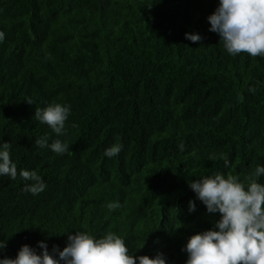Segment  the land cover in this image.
<instances>
[{
  "label": "trees",
  "instance_id": "1",
  "mask_svg": "<svg viewBox=\"0 0 264 264\" xmlns=\"http://www.w3.org/2000/svg\"><path fill=\"white\" fill-rule=\"evenodd\" d=\"M218 5L0 0V143L11 144L18 173L35 170L46 184L33 195L31 181L0 176V258L25 244L39 254V241L63 250L76 231H112L136 257L186 264L189 237L220 218L190 183L217 172L243 180L264 166V57L227 53L209 30ZM53 102L70 106L60 136L34 117ZM43 136L68 152L38 147ZM115 143L120 153L106 156Z\"/></svg>",
  "mask_w": 264,
  "mask_h": 264
},
{
  "label": "clouds",
  "instance_id": "2",
  "mask_svg": "<svg viewBox=\"0 0 264 264\" xmlns=\"http://www.w3.org/2000/svg\"><path fill=\"white\" fill-rule=\"evenodd\" d=\"M208 20L209 30L219 35V41L223 42L229 55L246 53L253 58L264 57V0H219ZM185 36L193 43L202 40L199 34L186 33ZM4 38V32L0 31V41ZM250 91L255 92V88ZM243 99L240 95V102ZM27 102L33 104L31 100ZM69 114V105L53 102L44 108H35L34 117L60 136L66 132ZM35 144L40 148L50 147L61 155L70 147L60 139L49 145L47 136L36 139ZM10 148L8 141L0 143V176L15 180L19 175L22 180L31 181L24 191L33 195L44 191L46 184L35 170L20 169L18 173ZM122 148V144L115 143L105 149L104 154L114 157ZM224 161L227 167L229 161L226 157ZM262 175L264 166L257 165L243 180L237 175L225 176L217 172L190 183L207 212L219 213L220 218L214 222V229L189 237L184 248L188 254L186 264H264V183L259 182ZM119 207V202L107 204L110 211ZM195 208L194 201L190 200L189 211H195ZM38 246L42 249L39 254L29 245H22L15 258L4 256L0 258V264H166L165 257L159 252L155 257L134 256L125 239L112 231L99 238L87 231L69 233L63 250L53 245L50 252L43 241H39ZM5 247L6 241L0 240V250Z\"/></svg>",
  "mask_w": 264,
  "mask_h": 264
}]
</instances>
